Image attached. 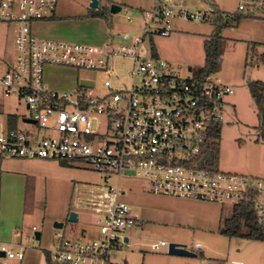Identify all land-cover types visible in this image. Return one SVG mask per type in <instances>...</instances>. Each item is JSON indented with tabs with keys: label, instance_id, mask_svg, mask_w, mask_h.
Returning a JSON list of instances; mask_svg holds the SVG:
<instances>
[{
	"label": "built area",
	"instance_id": "2783aa9c",
	"mask_svg": "<svg viewBox=\"0 0 264 264\" xmlns=\"http://www.w3.org/2000/svg\"><path fill=\"white\" fill-rule=\"evenodd\" d=\"M55 3L0 0V21L13 25L16 52L15 63L0 71V162L4 158L85 162L106 175L97 196L89 198L97 215L96 235L90 240L62 238L46 250L48 261L115 264L112 250L128 244L124 231L136 224L138 216L122 199L119 180L126 175L145 179L149 191L157 195L251 204L264 225V176L204 166L210 161L211 133L223 121L224 96L233 92V86L214 73L181 74L152 45L147 52L143 47L145 39L169 35L175 19L211 21L215 6L197 9L189 8L186 0H155L149 10L141 12V33L133 42L86 44L33 33L31 23L46 18ZM237 8L242 9L243 4ZM126 19L132 17L127 14ZM119 57L132 60L126 80L116 86L110 77L118 78L114 65ZM47 65L103 73L104 90L96 92L94 85L79 83L70 91L56 90L45 80ZM3 97L23 100L29 115L21 121L37 128L19 126L17 114L2 109ZM207 150L210 156H204L198 165ZM109 172L116 175L111 184H107ZM150 245L160 250L168 242L160 239ZM192 246V251L202 249L200 242ZM23 247L0 241V264L21 259Z\"/></svg>",
	"mask_w": 264,
	"mask_h": 264
},
{
	"label": "rangeland",
	"instance_id": "374dc122",
	"mask_svg": "<svg viewBox=\"0 0 264 264\" xmlns=\"http://www.w3.org/2000/svg\"><path fill=\"white\" fill-rule=\"evenodd\" d=\"M89 1L56 0L46 18L31 23L33 33L86 44L107 40L128 44L141 33V12L155 2L98 0V10L103 14H96ZM239 3L243 4L242 9L237 8ZM111 4L120 9L110 12ZM210 4L242 17L236 25L220 30L224 41L218 69L213 73L223 83L232 85L233 92L224 96L217 163L204 166L264 176V132L247 88L249 80L264 81V62L259 59L264 52V0H186L189 8L206 9ZM127 14L131 21L126 19ZM214 27L212 21L176 19L169 35L145 39L143 47L147 52L150 45L154 46L155 53L181 74L194 76L204 63L202 40ZM14 33L11 23L0 21V71L15 63ZM124 33L127 38L122 37ZM131 60H115L118 78H110L116 86L121 79L126 80ZM44 75L47 83L59 91H70L79 83L94 85L96 92H102L106 77L97 71L57 65L45 66ZM1 103L4 111L17 114L19 126L37 128L21 121L22 116L29 115L23 100L3 97ZM105 175L85 162L4 158L0 162V220L18 225L10 230L14 242L39 249L54 248L62 238L90 240L97 233L98 223L89 198L97 196ZM108 175L111 179L107 184L114 183L116 175ZM119 185L124 190L122 199L139 215L136 224L124 231L129 236L128 244L112 250L115 264H184L181 260H188L186 264H264V240L227 237L219 232L220 223L231 212L230 202L219 204L153 194L145 179L131 175L122 176ZM70 211L76 212V220L68 218ZM54 222H61V227H55ZM35 231H40V236L31 241ZM160 239L183 243L189 250L193 243L200 242L202 249L194 251L196 256L189 259L177 257L167 252V246L160 250L151 248L150 244Z\"/></svg>",
	"mask_w": 264,
	"mask_h": 264
},
{
	"label": "trees",
	"instance_id": "16d2710c",
	"mask_svg": "<svg viewBox=\"0 0 264 264\" xmlns=\"http://www.w3.org/2000/svg\"><path fill=\"white\" fill-rule=\"evenodd\" d=\"M215 8L216 10L211 20L215 25L213 32L202 40L204 63L198 68L197 73L202 76L213 73L218 69L224 41V36L220 34V30L224 27L236 25L242 17L241 14L230 15L227 12L219 10L217 6H215ZM93 9H95L93 13L103 14L98 10V7ZM152 48L154 49V46H152ZM259 59L264 62V52L259 56ZM247 88L257 107L259 126L262 132H264V81L259 79L249 80L247 81ZM11 121L14 122V119L12 118ZM211 135L213 140L208 145V149L211 151L208 164L213 165L216 164L218 160V141L220 138L219 124L214 126ZM60 162L65 164L69 163L66 160ZM218 229L222 235L227 237H246L264 240V225L256 218L251 204L247 203L238 202L231 205L230 214L223 218ZM45 253L47 254L46 251Z\"/></svg>",
	"mask_w": 264,
	"mask_h": 264
},
{
	"label": "crops",
	"instance_id": "0c3cea01",
	"mask_svg": "<svg viewBox=\"0 0 264 264\" xmlns=\"http://www.w3.org/2000/svg\"><path fill=\"white\" fill-rule=\"evenodd\" d=\"M172 28H173V26H172ZM137 215H139V214H137ZM140 216H141V213H140ZM1 222H2V224H1ZM16 226H18V225H16V224L15 225H12V224L8 225V223H6V220L5 221L0 220V241L17 244L12 239V234H10L11 233L10 232L11 227L13 230H15ZM16 232L17 231H14L13 233L15 234ZM38 232H39V236H40V231H38ZM46 250L47 249H43V248L39 249V248H36L34 246L24 245L23 257L21 259L13 258L9 261V264H53V263L48 261L47 254L45 253ZM177 257H188L186 259H189V257H192V256L179 255ZM178 259L181 260L180 258H178ZM202 260L205 261L206 259H202ZM181 262L186 264V263H188V260H181Z\"/></svg>",
	"mask_w": 264,
	"mask_h": 264
},
{
	"label": "water",
	"instance_id": "95a60500",
	"mask_svg": "<svg viewBox=\"0 0 264 264\" xmlns=\"http://www.w3.org/2000/svg\"><path fill=\"white\" fill-rule=\"evenodd\" d=\"M98 5V0H90L89 1V6L90 7H93V8H96ZM110 12H115L117 10L120 9V6L119 5H116V4H111L110 5ZM27 121H33L31 119H26ZM204 156H210V151L207 150L205 152V154L199 159L198 161V165L201 164V160ZM68 218L70 220H76L77 219V214L76 212L74 211H70L69 212V215H68ZM62 223L61 222H54V226L55 227H61ZM35 238L38 239L39 238V232L38 231H35ZM167 252L170 253V254H174V255H182V256H196V252L192 251V250H189L185 247V244L183 243H176V242H168V245H167ZM0 255H1V252H0Z\"/></svg>",
	"mask_w": 264,
	"mask_h": 264
}]
</instances>
